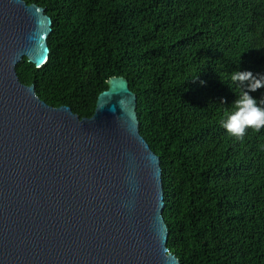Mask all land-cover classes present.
I'll list each match as a JSON object with an SVG mask.
<instances>
[{
  "label": "trees",
  "instance_id": "trees-1",
  "mask_svg": "<svg viewBox=\"0 0 264 264\" xmlns=\"http://www.w3.org/2000/svg\"><path fill=\"white\" fill-rule=\"evenodd\" d=\"M23 1L52 20L47 62L16 66L43 102L89 118L110 78L128 81L179 264H264V128L239 140L221 126L230 74L264 75V0Z\"/></svg>",
  "mask_w": 264,
  "mask_h": 264
},
{
  "label": "water",
  "instance_id": "water-1",
  "mask_svg": "<svg viewBox=\"0 0 264 264\" xmlns=\"http://www.w3.org/2000/svg\"><path fill=\"white\" fill-rule=\"evenodd\" d=\"M51 32L43 8L0 0V264H179L128 81L110 78L80 119L18 79L22 59L47 62Z\"/></svg>",
  "mask_w": 264,
  "mask_h": 264
},
{
  "label": "clouds",
  "instance_id": "clouds-1",
  "mask_svg": "<svg viewBox=\"0 0 264 264\" xmlns=\"http://www.w3.org/2000/svg\"><path fill=\"white\" fill-rule=\"evenodd\" d=\"M229 79L233 86L240 88V92L233 102V110L225 116L221 126L229 136L242 140L249 129L258 132L264 128V100L258 101L252 95L264 88V75L235 70ZM164 255L170 256L171 250L165 249Z\"/></svg>",
  "mask_w": 264,
  "mask_h": 264
}]
</instances>
